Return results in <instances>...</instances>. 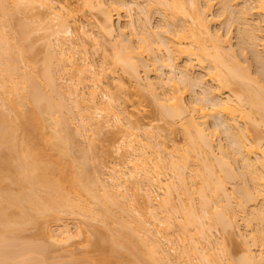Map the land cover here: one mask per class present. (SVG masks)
Segmentation results:
<instances>
[{"label":"bare ground","instance_id":"bare-ground-1","mask_svg":"<svg viewBox=\"0 0 264 264\" xmlns=\"http://www.w3.org/2000/svg\"><path fill=\"white\" fill-rule=\"evenodd\" d=\"M145 1L147 2L144 3L142 0H78L77 4L80 7L74 10L75 8L73 9L69 4L70 0L66 2L0 0V101L2 100L0 105L5 101L15 111L12 116L13 111L10 108H8L12 111L10 115L5 114V110H0V264H46V254L43 248H47L45 251L48 254L47 250L50 246L45 247L33 238L26 239L28 242L24 238L21 240L17 235L22 231L24 233V229L27 231L26 228L31 225L39 228L40 220L45 221L52 218L65 221L62 219L65 217H62L63 214L60 213H66L65 215L68 214L71 217H73L72 214L82 215L95 222L101 219L99 222L112 226L110 230L115 229L113 228L114 223L118 224L119 228L116 226L118 230L115 229L118 235H114L113 240L119 242H116V245L121 243L124 250L126 247L131 254L135 255L134 264H173L171 251L176 253L179 251L177 264H264V228L259 227L260 224H264V80L261 77L262 74H259V72L264 74V57L262 56L264 52L260 54L264 48L259 51V45H261L259 42L264 41V25H259L264 22V0H207L206 4L200 0ZM213 1H217L222 8L218 16L231 20H226L228 27L230 28L231 24V27H236L238 32L240 28V35H237L240 55L233 52L231 28L230 30L227 28L228 35L221 34L220 29L213 32L211 27L214 23L211 15L215 4ZM28 2L36 6V3H39L45 6V9L48 8L46 9L48 14L53 19H58V26H60L53 33L56 44L51 42L54 45L51 44V46L53 49L56 47L53 50L54 54L49 55L51 58L48 65H44L45 69L43 68L41 72V79L39 74L38 77L34 76L36 73H29V70L27 72L23 66L28 61L23 55L25 48L23 50L22 46V48L15 46L18 45L16 42H22L31 35H28L31 32L26 30L28 27L24 26L25 23L13 24L16 11H21L20 5L23 6ZM31 5L33 9V4ZM83 8L91 11L92 14L94 10H97L96 13L100 12L102 21L99 20V24L96 23L98 25L94 26L98 27L105 36L107 35L106 37H111L109 39L112 41V54L110 53L112 65L118 68L120 66L122 70L129 72V76L133 77L132 80L135 79L133 81L136 87L140 91L150 93L152 100H155V105L160 109L161 117L166 118L168 124L171 125H168L169 130L180 126L184 137L182 146L176 144L174 137V140L170 139L169 134H167L169 135L168 140L161 135L160 131H154L157 127L147 132L135 120L127 118V111L121 109L122 104L120 103V99L124 96L121 95L123 96L121 98L111 91L109 87L111 83H105L108 79H105V75L107 76L108 72H104L102 67L97 70L93 61L95 57L92 59L90 55L91 47L89 48L88 41L92 42V47L97 50L96 54H99L104 47V41L101 42L103 35L98 40L94 29L89 32L87 25L86 27L78 25V29L76 28L78 35L74 38L72 28L67 27L73 18L78 17L76 12L80 9L83 11ZM124 10H127L131 18L129 22L127 21L130 34L125 30L127 28H117L115 25L116 16L120 23L123 19L121 13ZM154 10H156L155 14L159 13L160 18L164 17L166 22L161 18L162 22L166 23L164 28L162 24V28L152 30L153 21L151 20L155 17V15L153 17ZM81 11L79 12L82 13ZM254 15H257L255 17L259 15L262 22L260 20L255 24V20L252 23ZM49 18V21L53 22L52 18ZM68 18L71 19L69 22ZM89 21L92 20L89 19ZM10 23L13 26H10ZM92 23L94 24L93 21ZM10 29L19 31V37L15 32L18 38L16 41H14L15 36L9 32ZM65 34L72 35L74 39ZM249 48L263 64V70H258L259 72L256 73L261 78L253 74L252 67H250L253 64L246 63L249 60L244 59L243 62L246 65H242L243 62L239 59V56L246 59L248 55L250 56L249 53L246 55ZM106 50L105 54L108 51ZM77 55H81L80 58ZM147 55L148 58L152 57V65L159 64L158 68L169 70L170 75L167 76V80L162 78L161 74L157 81L152 82V79L149 80L150 82H146L147 79L144 81L140 66L146 67L148 72L146 73L149 75L151 70L154 71L152 67H155L146 60ZM78 58L81 64L78 63ZM54 61L56 62L55 68L58 67L57 72L52 70ZM102 62L105 63L103 60ZM157 67L155 68L158 70ZM195 67L202 70L198 76L195 74ZM116 68L109 69V73L112 70L115 74ZM77 73L83 79L82 82L91 80L92 83H90L93 86H90L95 89L92 91L90 88L91 93L89 92L90 96L87 98L85 97L86 89L83 91V87L79 88L80 84L75 82V86H69L71 91L69 90L66 95L74 97L75 102H72L76 104L75 107L67 103L72 99L68 100V96L62 93L61 84H59V90L57 80L59 76L63 78L67 75L71 76V80H68L73 82L72 76L77 77ZM80 76L77 77L78 81ZM262 76L264 78V75ZM76 77L74 76V79ZM112 81L114 82V79ZM118 81L116 89H120L122 94H128L129 90L123 79L120 78ZM178 81L183 82V87L178 84ZM82 82L80 80L79 83ZM196 86L203 88L202 92L205 90L204 95L206 94L207 99L202 96V100H206V103L205 101L199 102V99L196 101L195 98V101L187 102L185 96L189 93L190 87ZM96 88H102L101 91L107 99L104 100L105 102H97L95 95H98L100 90ZM137 95L140 97L141 94ZM3 104L0 109L4 106ZM69 106L72 113L76 108L78 117H81V123L82 121L86 123L81 125L87 130L96 126V122V128L99 129L98 125L102 122H99L98 118H93L94 114L92 115L89 111L94 110L92 112L99 117L103 116L100 115L101 113H108V117L111 115L112 118L109 117L111 119L108 120L109 118L106 117L107 125L102 124L103 127L100 129L117 128L121 134L123 133L124 138H127L123 140L124 144L118 151L120 153L124 147L125 151L121 150V152H125L122 153L126 159L122 163L115 164L112 176L110 175L111 183L102 180L98 172V176L94 174L90 176L91 180L95 178L89 182L90 172L87 175V169L84 171L82 168V172L77 169L81 173L75 170L77 166L70 160L71 142L69 139L71 138L68 139L62 134L63 128H67L65 124L68 125L71 121L70 119L68 121L71 114L69 116L66 114L71 113ZM211 117L215 120L213 122L218 120V124L212 122L213 127L210 124ZM221 126L225 129V140L230 141H228L230 143L228 147L222 142L221 131L224 132V130L219 129ZM251 127H253L252 130ZM87 130L85 131H91ZM253 130V134L256 133L254 138L251 135ZM104 131L101 130V133ZM98 133H94V137ZM142 134L147 137H142ZM238 164L244 168V172L240 171L242 168L240 166L239 168ZM237 170L245 176L241 175L242 179L246 178L245 183L242 185L240 183L241 186L238 183L235 189L230 190L228 184L237 178ZM243 181L239 180V182ZM5 182L8 185L4 186L6 190L3 187ZM131 191H133L132 194ZM156 191L161 194H156ZM258 200H262L260 208L252 207L255 210L253 209L252 213L249 211L251 215L247 212L249 219L247 214L245 215L248 227L252 226V221L258 223L257 227L254 226L255 230L250 229L247 233L251 235L254 232L255 234L249 237L251 242L246 239L247 234L240 236L245 239L242 243L244 245L243 257L232 258L227 247L223 245L224 243L218 246L219 241L213 239L215 236L212 237V233L214 230L216 233L218 230L239 232V224H241L240 221L238 223L239 211L245 212L250 203L253 204ZM179 201L180 203H176ZM240 216L244 219V216L242 217L241 214ZM175 219L181 220L178 224L179 231H175L178 232L177 234L171 231V226H174L172 224L176 223ZM83 221L81 224L85 222ZM64 223L66 224L62 227L59 226L61 223L56 224L58 228H62L58 236L55 235L56 231L52 232L53 228L49 229L50 231L45 229L47 226L45 225L44 232L49 231L45 235L47 234L46 236L53 241V244L55 242L67 244L69 240H74L70 224ZM49 224L50 228L52 225L49 226ZM81 226L80 229L83 230L85 225ZM81 234L82 232L79 233L80 236ZM123 236L125 239H122ZM29 241H35V244L43 245V248L37 244H29ZM257 243L263 245L260 246L262 248L260 252L253 247L255 245L257 248ZM112 244L114 245L115 242L113 241ZM180 244H183L182 247ZM116 249L113 248V252L110 250L111 254L99 248L101 253L96 258L97 263L93 262L96 264L112 262V256L118 251ZM129 251L128 255H130Z\"/></svg>","mask_w":264,"mask_h":264},{"label":"rangeland","instance_id":"rangeland-1","mask_svg":"<svg viewBox=\"0 0 264 264\" xmlns=\"http://www.w3.org/2000/svg\"><path fill=\"white\" fill-rule=\"evenodd\" d=\"M56 1H58V0H56ZM59 1H62V2H66V1H64V0H59ZM142 1H144V3H146L147 1H145V0H142ZM207 0H200V2H202V3H204V4H206L205 2H206ZM252 1V0H251ZM217 1H213V3H215L214 4V6H213V8H212V13H211V15L213 16V21L212 22H214V23H212V25H211V27H212V29L214 30L213 32H215V31H217V30H219V32H221V34H223V33H225V35L227 34L228 35V33L227 32H229L228 30H230V28H231V30L233 31L231 34V36H232V38L233 39H231L232 40V42H231V44H232V48H233V52L235 51L236 52V54H238V55H240V45H238V43H239V41H238V39H237V35L240 33V28H239V32L237 31L238 29L235 27L234 28V26L233 27H231V22L229 23L230 25V28L228 27V23H226V20H230L229 18L227 19V17H223V16H218V13H219V15H220V12H221V10H222V8H221V6L219 5V3L217 2ZM77 3H79L78 2V0H70V2H69V4H71L72 6L71 7H73V9L74 10H78V9H76V8H79L80 6H78L79 4H77ZM235 3V2H234ZM24 4V3H23ZM31 4H33V9H32V5ZM37 4V6L34 4V3H32V2H28V3H25L23 6H21L20 5V10L21 11H16L15 13H16V15H15V17L13 16V18H14V20H13V24H15V25H17V23H25L24 24V26H26V27H28L26 30L28 31V32H31V33H29L28 35H30V37L27 39L26 38V40H22V42L20 41V42H16V43H18V45L16 44L15 46H17V47H23V50H24V48H25V54L23 53V55L25 56V58H26V60H28V61H26L25 63L27 64H25L24 63V68L27 70V72H28V70L30 71L29 73H32V74H35L36 73V75H34V76H38V74H39V78L41 79V72H43V68L45 69V66L46 65H48L47 63H48V61H49V59L51 58V56H49V55H52V54H54L53 52V50L55 49V47H54V49H53V47L52 46H54L52 43H54V44H56V41H55V34H53V33H55V31H57L59 28H60V26H58L59 25V23H58V19H53L52 18V16L51 15H49L48 13V11L46 10V9H48V8H46L45 9V6H41V4L39 5V3H36ZM203 4V5H204ZM219 6H218V5ZM217 5V6H216ZM78 6V7H77ZM39 7H41V8H39ZM240 7V6H239ZM239 7H237V8H239ZM82 9V8H81ZM81 9L79 10V11H81ZM221 9V10H220ZM85 9L83 8V11H84ZM78 11V12H79ZM83 11H81L82 13H78V12H76L77 13V16L78 17H75V18H73L72 20L70 19V18H68V22H69V19L71 20L68 24H67V27L69 26V28H72V30H73V36H74V38H76L77 37V35H78V32H77V30H76V28L78 29V25L80 26V25H82V26H84V27H86V25H87V27H88V30H89V32L91 31V29H94L95 31V35H97L98 36V40H99V37H101V35H103L102 37H101V39H102V43H103V41H104V44H103V46L105 47H103L102 49H103V51H102V49H101V51H99V54H96L97 53V50H95V48L94 47H92L93 46V44H92V42L91 41H88L89 43H88V46H89V51H91L90 53V55H92L91 56V58L93 59L94 57V59H93V61H94V63L96 64V67H97V70L99 69L100 70V68L102 67V70H104V72L106 71V73L108 74L107 76L105 75V79H107V80H105V83L107 84V83H111V84H109V87H110V89H111V91H113L114 93H117L116 95H118L119 97H123L124 96V98H122V99H120V103L122 104L121 105V109H124L125 111H127V118H131L133 121L135 120V122H137L140 126H141V128L143 129L144 128V131H149V130H151V131H153V129L152 128H156L157 127V129H154V131L156 130V131H160V133H162L161 135L163 136V137H165L166 139H168L169 140V138H167V136H169L170 137V139H173V137L175 138V142H177L176 144H179L178 146H182V144L184 143V140H183V133L180 131V126H179V128H178V126L176 127V128H178L177 130H179V132L176 130V128L175 127H173V129H174V132L170 129L169 130V126L168 125H170V124H168V121H167V119L165 118L164 119V117L162 118L161 117V113H160V109H158L159 107L158 106H156L155 105V100H152L153 99V97H151V95H150V93H148V92H145V91H140L139 89H138V87H136L137 85H135L136 83H135V81H133V80H135V79H133L132 80V78L133 77H131V76H129V72H127V71H124V70H122V68L119 66V68H118V66H116V67H114L113 65H112V57H111V55H110V53L112 54V41L109 39V38H111V37H106L105 36V34L102 32H100L99 31V28L98 27H95L94 25H98L99 24V20H101L102 21V16L101 15H99L100 14V12H97L96 13V11L97 10H94L93 11V14L91 13V11H88V9L87 10H85L84 12ZM156 10H154V13H153V17H154V15H155V17L154 18H152V20H151V28H152V30L154 29V30H158V29H160V28H162V24H163V28H164V24H166V23H164V22H166L165 21V19H164V17H161V18H163L164 19V22H162L163 21V19H161L160 18V15H158V14H155L156 12H155ZM220 11V12H219ZM90 12V13H89ZM124 12H126V13H124ZM128 14V15H127ZM215 14V15H214ZM46 15H48V17L46 16ZM97 15V16H96ZM127 15V16H126ZM95 16V17H94ZM212 16H211V18H212ZM214 16H216V17H214ZM218 16V17H217ZM255 16H257V15H254L252 18V23H253V21H255L256 23L255 24H257V22L259 23L260 22V20H261V22H262V19H261V17L258 15V17H255ZM38 17V18H37ZM49 17H51L52 18V20L51 21H53V22H50L49 20H50V18ZM43 18H44V20H43ZM49 18V19H48ZM96 18H98V20L96 19ZM121 18H123V19H121L120 20V23H118L119 22V19H118V17L116 16V18H115V25H116V27L117 28H127L128 27V22L130 21V17H129V13H127V10L125 11H123L122 13H121ZM130 18V19H129ZM221 18H225L224 20L223 19H221ZM260 18V19H259ZM40 19V20H39ZM42 19V20H41ZM78 20L77 22H74L75 20ZM89 19L90 20H92L93 22H94V24L92 23V21H89ZM95 19V20H94ZM215 19V20H214ZM63 20V19H62ZM88 21V22H87ZM97 21V22H96ZM99 21V22H98ZM128 21V22H127ZM231 21V20H230ZM27 22V23H26ZM61 22V21H60ZM76 24H74V23ZM92 24H91V23ZM159 22V23H158ZM161 22V23H160ZM227 22H229V21H227ZM12 23V22H11ZM10 23V26L12 25ZM72 23V24H71ZM78 23V24H77ZM88 23H90V24H88ZM96 23H98V24H96ZM263 23V24H262ZM262 23H259V25L261 24V25H264V22H262ZM28 24V25H27ZM127 24V25H126ZM70 25H71V27H70ZM89 25V26H88ZM158 25V26H157ZM161 27H160V26ZM226 25V26H225ZM13 26V25H12ZM150 26V25H149ZM157 26V27H156ZM18 27V26H17ZM26 27H24V29L26 28ZM156 27V28H155ZM10 28H12V27H10ZM14 28L16 29V27L14 26ZM124 28V29H125ZM158 28V29H157ZM166 28V27H165ZM227 28H229L228 30H227ZM232 28H234V29H232ZM65 29V28H64ZM63 29V30H64ZM87 29V28H86ZM98 29V30H97ZM6 30H8V28L6 29ZM12 29H10L9 30V32L10 33H12V35H16L17 36V34L16 33H18L19 31H18V29H17V31L18 32H16V31H14V29L11 31ZM30 30V31H29ZM87 30V31H88ZM126 31H127V33H129L130 34V32H129V30H128V28L127 29H125ZM222 30V31H221ZM97 31H98V33H97ZM16 32V33H15ZM238 32V33H237ZM8 33V32H7ZM99 33H101V34H99ZM64 34V33H63ZM66 35V34H65ZM65 35H62V36H65ZM95 35H93V36H95ZM225 35H224V38H225ZM240 35V34H239ZM15 36V40L14 41H16L18 38ZM67 37H72V35L71 36H68V35H66ZM76 36V37H75ZM18 37H19V33H18ZM66 37V38H67ZM14 38V37H13ZM55 38V39H54ZM73 38V37H72ZM73 38V39H74ZM108 39V40H107ZM237 39V40H236ZM20 40V39H19ZM134 40H136V39H134ZM105 41H107V42H105ZM52 42V43H51ZM91 42V43H90ZM108 42H110V43H108ZM135 42H137V40L135 41ZM260 42H262V43H260ZM259 42V44H261V45H259L260 46V48H259V51H261L263 48H264V45H263V42L264 41H260ZM50 43V44H49ZM236 43H237V45H236ZM51 44H52V46H51ZM92 44V45H91ZM48 45H50V46H48ZM21 47V48H22ZM20 48V49H21ZM50 48V49H49ZM93 48V49H92ZM239 48V49H238ZM48 49L50 50L49 52H48ZM107 51V54H105L104 52H105V50ZM238 49V51H236ZM261 49V50H260ZM22 50V49H21ZM94 50V51H93ZM110 50H111V52H110ZM251 49L249 48V50H248V52L246 53V55L249 53L250 54V56L248 55L247 57L249 58H242L241 56H239V59L241 60V62H243V60L245 59V60H249L248 62L246 61V63H250L251 62V64L250 65H252V66H250V67H252L251 69V71L253 72V74L255 73V75H256V73L257 72H259V71H261V70H263V64H262V62L260 63V61H259V59L257 58V56L254 54V53H252L253 51H251ZM23 52V51H22ZM263 52H264V49L261 51V55L263 54ZM51 53V54H50ZM49 56V58H48V56ZM105 55V56H104ZM241 55H243V54H241ZM80 56L81 55H77V57H79L80 58ZM101 56V57H100ZM109 56V57H108ZM113 56V55H112ZM263 57H264V54L262 55ZM261 56V57H262ZM53 57V56H52ZM241 57V58H240ZM256 57V58H255ZM78 58V59H79ZM107 58V59H106ZM111 58V60H109ZM152 58V57H151ZM151 58H150V56H149V58H148V55H147V57H146V60H148L149 61V64H150V62H151V65H152V63H153V60H151ZM255 58V59H254ZM47 60V61H46ZM80 60V59H79ZM78 60V63H80L81 62V60L79 61ZM102 60L105 62V63H103L102 62ZM105 60H107V61H109V62H107V61H105ZM244 60V61H245ZM255 60V61H254ZM259 61V62H258ZM107 62V63H106ZM111 62V64H109ZM252 62H254V63H252ZM55 61L53 62V65H52V70L54 69L55 71L57 70V68H55L56 67V65H55ZM82 63V62H81ZM80 63V64H81ZM101 63H102V65H101ZM155 63V62H154ZM256 63V64H255ZM260 63V64H259ZM30 64V65H29ZM103 64H105V65H103ZM108 64V65H107ZM246 65L244 62L242 63V65ZM29 65V66H28ZM45 65V66H44ZM101 65V66H100ZM107 65V66H106ZM159 64H157L156 66L153 64L152 66H155V67H157ZM260 65H262L261 67H260ZM22 66V67H23ZM27 66H28V68H27ZM54 66V67H53ZM104 66V67H103ZM108 66H109V68H108ZM152 66H150V68L152 67ZM160 66V65H159ZM158 66V67H159ZM35 69H34V68ZM100 67V68H99ZM107 67V68H106ZM141 67V76L143 77V79H144V81H146V79H147V81L146 82H150L149 80H151L152 82L153 81H157V79H159L160 78V75H161V77L162 78H165V80H167V76H169L170 75V73H169V70L166 68H158V70L155 68V67H152V69L154 70V71H152L151 70V74L149 75V74H147L148 72H147V70L145 69L146 67H144L143 68V66L141 65L140 66ZM23 68V69H24ZM111 68H113V69H115L116 68V70H115V74H113V72L114 71H112L111 70V72L109 73V69H111ZM149 68V69H150ZM198 68V67H197ZM196 67H195V71H196V76H198V75H200V73L202 72V70H200V68H198L197 69ZM36 70V71H34V70ZM197 69V70H196ZM102 70H101V72H102ZM146 70V71H145ZM163 70V71H162ZM259 70V71H258ZM54 71V72H55ZM157 71H159V72H157ZM39 72V73H38ZM57 72V71H56ZM127 72V73H126ZM147 72V73H146ZM160 73V74H159ZM204 73V72H203ZM103 74H105V73H103ZM112 74L114 75V76H112ZM259 74L261 75H264L263 73H260L259 72ZM61 75V74H60ZM145 75H147V76H145ZM165 75V76H164ZM254 75V76H255ZM261 75V77H262V79L264 80V78H263V76ZM64 76V75H63ZM66 76V77H65ZM63 78L61 77V76H59V79H60V77H61V81H59V79L57 80V84H58V87H59V84H61L60 86H61V91H63L62 93H64L65 95H66V93L68 94L69 93V90L71 91V89H70V87L69 86H71V87H73V85L75 86V82H76V84H84L83 86L81 85H79V88H82V90L84 91L85 89V97H87V98H89V96H90V94H89V92L91 91V89H92V87L91 86H93V84L91 85V80H90V82L89 81H87V82H89V83H87V82H82V78H81V76L80 75H78V73H77V77L78 76H80V80H81V82L82 83H79L80 82V80L78 81L77 80V77H76V75H73L72 77H73V82L71 81H69V80H71V76H67V75H65ZM74 76L76 77L75 79H74ZM109 76V77H108ZM151 76V77H150ZM257 77H259V78H261L260 76H258V75H256ZM58 77V76H57ZM120 78L121 79H123V82L125 83V85H126V87H127V89L130 91V94H129V91H128V94H122L121 93V91H120V89L118 90V89H116L117 88V83L119 82L118 80H120ZM65 79V80H64ZM69 79V80H68ZM114 79V82H116V80H117V82L116 83H114L112 80ZM154 79V80H153ZM59 81V82H58ZM180 81V80H179ZM179 81H178V84H180V86H182L183 87V82L181 83H179ZM182 81V80H181ZM78 82V83H77ZM113 82V83H112ZM145 82V83H146ZM264 82V81H263ZM86 83V84H85ZM63 84V85H62ZM72 84V85H71ZM89 84V85H88ZM90 86V87H88V86ZM103 86H104V84H102ZM112 85V86H111ZM68 86V87H67ZM106 86V85H105ZM104 86V87H105ZM64 88V89H63ZM69 88V89H68ZM91 88V89H90ZM94 89H95V87H93ZM100 88V87H99ZM99 88H96V89H98V90H100L99 92H98V95H95V97L98 99V101L97 102H105L107 99H106V97H105V95H103L104 93H102V88L101 89H99ZM201 88V87H200ZM198 88V86H196V87H190V89H189V93L185 96V98H186V100H187V102H193V101H197L198 99H199V102H201V101H205L204 103H206V100H202L203 99V97L202 96H206V94L204 95V91L202 92V89L203 88ZM94 89H92V91L94 90ZM114 89V90H113ZM116 89V90H115ZM135 89V90H134ZM139 91H138V90ZM59 90H60V87H59ZM65 90V91H64ZM68 90V91H67ZM88 90V91H87ZM67 91V92H66ZM110 91V92H111ZM118 91V92H117ZM119 91H120V95H119ZM113 92H112V94H113ZM139 92V93H138ZM141 92V93H140ZM87 93H88V95H87ZM91 93V92H90ZM135 93V94H134ZM147 95H146V94ZM203 93V94H202ZM137 94H141L140 95V97H139V95H137ZM202 94V95H201ZM121 95H123V96H121ZM150 95V96H149ZM66 96H68V100H70L69 98H71L72 100H70V102L68 101L67 103H69V105H73V106H75L76 104H74L73 102H75L74 101V97H69L70 95H66ZM127 96V97H126ZM198 96V97H197ZM202 98H201V97ZM200 97V98H199ZM194 98H195V100H194ZM197 98V99H196ZM126 99V100H125ZM204 99H207L206 97L204 98ZM105 100V101H104ZM124 100V101H123ZM2 101V100H1ZM1 101H0V103H1ZM73 101V102H72ZM126 101V102H125ZM123 102V103H122ZM3 103H5V101H3L2 102V104ZM1 104V105H2ZM6 104V103H5ZM5 104H3L4 106H2L1 107V109L0 110H2V111H4V113L5 114H8V115H10V113L13 111L7 104V106H5ZM0 105V106H1ZM123 106V107H122ZM70 107V106H69ZM76 107V106H75ZM8 108H10L12 111H10V109H8ZM74 108V107H73ZM70 109H71V107H70ZM75 109V110H74ZM73 110V113H72V109H71V113L69 112V113H66L67 114V116H69L70 114V117L68 118L66 115H65V117L66 118H68V121H70V123H68V125H67V123H66V118H65V125H63V126H65V127H67V128H63V132H62V134H63V136H66V137H68V139L69 138H71V139H69V142H71L70 143V146H71V149H70V160H72L73 162H75V165L77 166V168L75 169V170H77V169H79L81 172H82V168H83V170L85 171L86 169V171H87V175L89 174V172H90V174H89V176H88V181L89 182H92L93 180H94V178L95 177H93L92 179L93 180H91V178H90V176H92L93 174L95 175V176H98V173H99V175L102 177V180H106L105 182H107V183H111V180H110V175L112 176V173H113V168L115 167V164L116 163H118L119 164V162L120 163H122L123 161H125V157H124V154L123 153H125L124 151V147L121 149V150H124V151H122L121 152V150H120V153L118 152L119 151V148L121 147V146H123L122 144H124L123 142V140L124 139H126L127 140V138H124L125 136L123 135V133L121 134V132H120V130L119 129H114V128H112L111 130H108L107 128H103L104 130H106V131H104L103 129H100V128H102L103 127V125L102 124H104V126H106L107 124H106V121L105 120H107V118H109V117H111V115L108 117V113H101L100 115H103L101 118L99 117V116H96V113H93L94 112V110H92V111H89V113H92V115H93V118H98V119H100L99 120V122L100 121H102L98 126L100 127H98L99 129H97L96 127H97V122H96V126H92L93 128H96V129H94L93 130V128L91 129V127H90V129L89 130H93L92 132L90 131V132H86L85 130H87L84 126H82L83 125V123H85L84 121H82L83 123H81V117H78V113H76V112H78V111H76V108H74ZM120 108H118V110H119ZM78 110V109H77ZM96 110V109H95ZM8 111H10L9 113H7ZM97 111V110H96ZM95 111V112H96ZM97 112H99V111H97ZM14 113H15V111H13L12 112V116L14 115ZM75 113V114H74ZM88 113V112H87ZM126 114V113H125ZM74 115V116H73ZM77 116V119H75V117ZM80 116V115H79ZM96 116V117H95ZM126 116V115H125ZM45 117H47V115H45ZM107 117V118H106ZM73 118V119H72ZM79 118V119H78ZM112 118V117H111ZM111 118H109L108 120H110ZM129 118V119H130ZM70 119V120H69ZM163 119V120H162ZM79 120H80V122H79ZM108 120H107V122H108ZM166 120V121H165ZM209 120H210V118H209ZM88 121V120H87ZM213 121H215L214 119H212V117H211V120H210V124H211V126L213 127L214 125H213V123L214 124H218V120L216 121V122H213ZM213 122V123H212ZM82 124V125H81ZM86 124V123H85ZM106 124V125H105ZM154 126V127H153ZM171 126V125H170ZM82 127H84L83 129H82ZM159 127V128H158ZM171 127V128H172ZM252 128L253 127H251L250 129L252 130ZM146 129V130H145ZM160 129V130H159ZM219 129H221V130H224V132L223 131H221L222 133H221V135H222V142L224 143V144H226V146L228 147L229 146V144L230 143H228V139L227 140H225L226 139V135H225V129L223 128V126H221ZM89 130H87V131H89ZM98 130V131H97ZM101 130L102 131H104V132H102L101 133ZM107 130L109 131V132H107ZM176 130V131H175ZM85 131V132H84ZM96 131V132H95ZM172 131V132H171ZM97 132H99L98 134L100 135H96L95 134V137H94V133H97ZM150 132V131H149ZM168 132H171V133H168ZM252 132V131H251ZM85 133H87L86 135H85ZM90 133V134H89ZM92 133V134H91ZM101 133V134H100ZM173 133V134H172ZM254 133V130H253V132L251 133V135H253V138H254V136L256 135V133H255V135L253 134ZM90 136H89V135ZM106 134V135H105ZM167 134H169V135H167ZM166 135V136H165ZM172 136V137H171ZM88 137H91V138H88ZM92 137H94L93 139H92ZM142 137H147V136H144L143 134H142ZM91 140L90 142L88 141V140ZM71 140V141H70ZM177 140V141H176ZM227 141V142H226ZM230 142V141H229ZM93 143V144H92ZM90 144V145H89ZM121 155H123V156H121ZM75 160V161H74ZM80 166H81V169H80ZM113 166V167H112ZM240 166V164H238V167ZM242 168L241 170L239 169V168ZM239 168H237L236 167V169H238V170H240L241 172H244V168L242 167V166H240ZM237 170V178L236 179H234V182H229V184H228V187H229V189L230 190H232L233 188L235 189V186H237L238 185V183H239V185H240V183H241V185H242V183H245V180H246V178H245V180L244 179H242V177H241V175H243V174H241V172L240 171H238ZM78 171V170H77ZM80 171H78V173L80 172ZM80 172V173H81ZM98 172V173H97ZM97 174V175H96ZM239 175V176H238ZM244 176V175H243ZM239 177H240V179H239ZM245 177V176H244ZM90 178V179H89ZM235 178V177H234ZM238 179V180H237ZM91 180V181H90ZM108 180V181H107ZM110 180V181H109ZM239 180H241V181H243V182H239ZM8 181H10V180H8ZM8 181H6L7 183H8V185H10V186H12V184H10V182H8ZM238 181V182H237ZM5 182V184L3 185V187L5 186V187H7L8 185H7V183ZM237 182V183H236ZM233 183V184H232ZM247 183V182H246ZM250 182H248V184H249ZM237 184V185H236ZM240 185V186H241ZM247 185V184H246ZM250 185H251V183H250ZM9 186V187H10ZM15 186V185H14ZM14 186H13V188H14ZM234 186V187H233ZM4 187V188H5ZM17 187V186H16ZM15 187V189H17ZM232 188V189H231ZM5 190H6V188H5ZM157 192V191H156ZM131 194L133 193V191H131L130 192ZM158 193H160L159 191L156 193V194H158ZM161 194V193H160ZM177 196V195H176ZM176 199L178 200V197H176ZM160 200V199H159ZM158 200V201H159ZM176 200V201H177ZM141 201V200H140ZM262 200H258L257 202H253V204L252 203H250L249 204V206L247 207V209L245 210V212H243V211H239V217L241 218V216H240V214L242 215V217L244 216V219H242L241 218V220H240V218L238 217V223H239V221H240V223L241 224H239V232L238 231H234V232H232L231 233V231L230 230H218L217 231V233H216V231L214 230L213 231V233H212V237H214L213 239H216V240H218V241H216V242H218V246H219V244L220 245H222L223 243V245H225V248L226 249H228L227 251L230 253V255L232 256V258L233 257H235V259H238V257L239 258H241V257H243L242 256V253L244 254V245L242 244L243 242H244V238H242L243 236L242 235H246L247 233H249L250 232V229H252V231L253 230H255V227L254 226H258L257 224L258 223H255V222H251V227H248L247 225H246V223L247 222H245V219H246V221H247V218L249 217V215H248V213L247 212H249V211H251V213L253 212V209L254 208H252V207H256L257 209H259L260 207L259 206H261L262 204H260V203H262L261 202ZM259 202V203H258ZM176 203H180V201L179 202H176ZM257 203V204H256ZM259 204V205H258ZM251 207V209L249 210V208ZM259 207V208H258ZM256 209V210H257ZM248 210V211H247ZM255 210V209H254ZM61 215H62V217H65V218H62L63 220H65V221H62V220H55V219H52V218H49V220L50 219H52V220H40L39 222H41V223H39L38 222V225H39V228H38V226H30V227H28V228H26V229H28L27 231H25V229H24V233H23V231L21 232V234H23V235H21L20 234V232L18 233V235H17V237L18 238H21V240L24 238L25 240L26 239H29V238H33V240H35V241H38L39 243H42L45 247H47V246H50V247H48L49 248V250H47V252H48V254L46 253V249L47 248H43L42 246L43 245H39V244H37V245H39L40 247H42L43 248V250H44V252H45V262H46V264H96L97 262V260H96V258L97 257H99V255H100V250H99V248H103V249H105V250H107V252L109 251L110 252V250L112 251V249L113 248H117L116 250H118L117 251V253H116V255L114 254L113 256H114V258H113V256H112V259H111V261L112 262H109L108 264H134V262L136 261V259H135V255L134 254H131V252L126 248V247H124L125 248V250L123 249V246L121 247V243L117 246L116 245V242L117 243H119L118 241H115V240H113V236L115 235H118L116 232H117V230H118V224L117 225H115L116 223H114V225H113V228H115V229H117V230H115V229H113V230H115V232L113 231V230H110V229H112V226L110 225H106V223L105 224H103V222H99L100 220H98V221H93V220H91L89 217V219L87 218V217H83L82 215H77V216H75L76 214H72V216L73 217H71V215H65L66 213H60ZM247 214V215H246ZM249 214H250V212H249ZM60 215V216H61ZM138 215V214H137ZM140 215V214H139ZM247 216V218H245L246 216ZM251 215V214H250ZM74 217H77V218H74ZM71 218H72V220H71ZM74 218V219H73ZM87 218V219H86ZM250 218V217H249ZM248 218V219H249ZM67 219V220H66ZM55 220V222H53ZM74 220V221H73ZM81 220V221H80ZM82 220H84L83 222V224H81V222H82ZM176 220V219H175ZM243 220H244V222H243ZM44 221V222H43ZM47 221L50 223H47ZM57 221V222H56ZM88 221V222H87ZM181 220L179 219V221L178 220H176L174 223L175 224H172V225H174V226H171V231L172 232H174V234H177L175 231H179V227H178V224H179V222H180ZM64 222H67V224H70V227H71V229H72V231H71V233H72V235H73V238H74V240L73 239H71L72 241H68V242H66L67 244H62L61 242H55L54 244H53V241H51V240H49V238L46 236L47 234H48V232L53 228H55L54 230L52 229V232L54 233L55 231V235L56 236H58V234H59V230H61L60 228H58L59 226L60 227H62V226H64L63 224H66V223H64ZM80 222V223H79ZM87 222V223H86ZM42 223H43V225H42ZM46 223V224H45ZM60 224L59 226H57L56 224ZM245 223V224H244ZM48 224H49V226L50 225H52V226H50V228L48 227ZM79 224V225H78ZM89 224V225H88ZM133 224H135V223H133ZM177 224V225H176ZM30 225V224H29ZM45 225H47L46 226V228H45ZM76 225V226H75ZM81 225H85V231H84V229L82 230V228L80 229V226ZM91 225H93V226H91ZM106 225V226H105ZM245 225V226H244ZM261 225H263V226H261ZM27 226V225H26ZM44 226V227H43ZM77 226H79V227H77ZM83 226H81V227H83ZM109 226V227H108ZM116 226L118 227V228H116ZM134 226V225H133ZM33 227H35V228H33ZM38 229H37V228ZM41 227H43V228H41ZM108 227V228H107ZM111 227V228H110ZM173 227V228H172ZM241 227V228H240ZM248 227V228H247ZM259 227H262V228H264V224H260V226ZM47 229V230H49L48 232H44V230L45 229ZM77 228H78V230H79V233L80 232H82V234H81V236L79 235V233H78V230H77ZM247 228V229H246ZM44 229V230H43ZM178 229V230H177ZM216 229V228H215ZM249 229V230H248ZM58 230V231H57ZM217 230V229H216ZM246 230H248V231H246ZM230 231V232H229ZM241 231V232H240ZM77 232V233H76ZM227 232V233H226ZM243 232V233H242ZM246 232V233H245ZM45 233H47L46 235H45ZM216 233V234H215ZM235 233V234H234ZM236 233H238V234H236ZM254 233V232H253ZM252 233V234H253ZM251 234V233H250ZM252 234L251 235H249V234H247L246 235V239L249 241V242H251V240H249V237L250 236H252ZM255 234V233H254ZM253 234V235H254ZM257 234V233H256ZM21 237H20V236ZM46 237H45V236ZM75 235H79L78 237H74ZM176 236V235H175ZM240 236H242V237H240ZM256 236V235H255ZM122 239H125V237L123 236V238ZM244 239V240H243ZM252 239V238H251ZM49 240V241H48ZM115 242V244L113 245L112 244V242L113 241ZM203 240V239H202ZM201 240V241H202ZM243 240V241H242ZM20 241V240H19ZM27 241V240H26ZM34 241V242H35ZM223 241V242H222ZM20 242H22V243H24V241H20ZM28 242V241H27ZM30 242V241H29ZM34 242H30L29 244H35ZM203 243H205L204 241H202ZM253 242V241H252ZM96 243H99V244H97L96 245ZM264 243V242H263ZM262 243V244H263ZM35 244V245H36ZM59 244H61V245H59ZM165 244H167L166 242H165ZM243 245V247H242V245ZM252 244V243H251ZM259 244H260V242H259ZM258 243H257V245L258 246H256L257 248H255V245L253 246L254 247V249L255 250H257L258 252H260L261 251V247L263 246H261V245H259ZM116 245V246H115ZM168 245H170L171 246V244H169L168 243ZM167 245V247H170V246H168ZM181 245H183V244H180V246ZM261 246V247H260ZM182 247V246H181ZM252 247V248H253ZM260 247V248H259ZM112 248V249H111ZM264 248V247H263ZM126 249L130 252L129 254L133 257H131L130 255H128V251L126 252ZM169 249V248H168ZM119 250H120V252H119ZM180 250V249H179ZM218 251V250H217ZM256 251V252H257ZM113 252V251H112ZM112 252H110L111 254H112ZM174 251H171L170 252V255H171V259L173 260L172 262H174L173 264H177V259H179V251H177V253L176 252H174V253H176V255H173L172 256V254H174L173 253ZM118 253H121V255L119 254L118 255ZM116 256V257H115ZM120 256V257H119ZM241 256V257H240ZM48 257V258H47ZM44 258V257H43ZM43 260V261H44ZM195 260V259H194ZM96 262V263H94V262ZM197 261V260H196ZM195 261V262H196ZM196 263H198V262H196ZM135 264H138V263H135Z\"/></svg>","mask_w":264,"mask_h":264}]
</instances>
